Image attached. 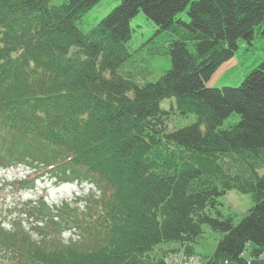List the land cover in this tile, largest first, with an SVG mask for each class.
Listing matches in <instances>:
<instances>
[{
  "label": "trees",
  "instance_id": "obj_1",
  "mask_svg": "<svg viewBox=\"0 0 264 264\" xmlns=\"http://www.w3.org/2000/svg\"><path fill=\"white\" fill-rule=\"evenodd\" d=\"M100 1L0 0V167H28L12 183L19 190L33 188L42 168L56 182L91 187L61 203L30 198L10 223L0 218V256L169 264L182 249L196 254L209 225L223 236L201 264H261L264 59L239 86L208 83L241 47L264 40V0H118L84 31ZM140 11L171 57L155 81L141 82L132 65ZM164 99L174 100L169 110ZM171 111L196 122L169 129ZM230 190L254 200L237 222L212 214Z\"/></svg>",
  "mask_w": 264,
  "mask_h": 264
},
{
  "label": "rangeland",
  "instance_id": "obj_2",
  "mask_svg": "<svg viewBox=\"0 0 264 264\" xmlns=\"http://www.w3.org/2000/svg\"><path fill=\"white\" fill-rule=\"evenodd\" d=\"M63 0H51L54 4H60ZM118 0H101L93 6L85 15L84 21L80 26L87 31L99 23L104 17L118 6ZM188 8L180 14L185 19L187 17ZM134 31L132 38L128 43L130 51L135 57L132 65L137 72L142 75L141 82L155 81L162 76L171 66V57L168 53H162L161 34L154 37L157 24L147 18L143 11H140L131 21ZM151 38H153L151 40ZM264 59V40L259 38L254 46L248 45L246 48H240L236 56L225 63L211 78L208 85L212 87L223 86H239L244 78ZM140 77L135 75V80ZM174 102V100H172ZM171 99H164L161 107L169 110L171 108ZM196 122L194 115L184 117L178 111H171L168 120L169 129H178ZM30 170L25 165L13 166L8 169L0 167V218L6 224L17 217L18 206L30 198L44 197L50 203H61L64 200H71L78 192L83 190L89 192L90 185L85 183L82 187L77 183H59L56 182L52 175L45 173L42 168V174H38L37 180L33 188L15 189L12 186L16 178L27 174ZM221 204L216 210H212V214L217 216L218 211L224 216L233 215L235 221H239L243 215L254 205L251 194L242 193L237 190H230L227 194L220 197ZM18 209H17V208ZM25 226L31 223L26 216L21 217ZM68 238L69 233L63 234ZM35 237L36 234H34ZM223 233L213 230L209 225H204L203 234L195 243L196 254L205 258L211 256L215 251ZM175 246L176 243H164L163 246ZM255 247L254 243H249L244 252L246 258L251 257V252ZM2 250V249H0ZM260 263L264 264V254L260 257ZM1 264H14V259L0 256ZM17 264V261H15Z\"/></svg>",
  "mask_w": 264,
  "mask_h": 264
},
{
  "label": "built area",
  "instance_id": "obj_3",
  "mask_svg": "<svg viewBox=\"0 0 264 264\" xmlns=\"http://www.w3.org/2000/svg\"><path fill=\"white\" fill-rule=\"evenodd\" d=\"M171 264H199V262L195 257L179 254L176 258L171 260Z\"/></svg>",
  "mask_w": 264,
  "mask_h": 264
}]
</instances>
